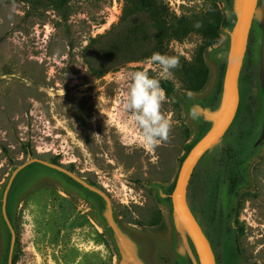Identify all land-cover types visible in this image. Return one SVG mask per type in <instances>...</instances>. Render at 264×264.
Wrapping results in <instances>:
<instances>
[{"label":"rangeland","instance_id":"1","mask_svg":"<svg viewBox=\"0 0 264 264\" xmlns=\"http://www.w3.org/2000/svg\"><path fill=\"white\" fill-rule=\"evenodd\" d=\"M157 1L176 16L195 14L202 21L215 0ZM132 9L130 0H0V264H6L8 242L3 190L13 169L32 157L54 160L106 192L116 220L140 243L148 264H193L175 251L167 192L187 147L202 135L201 127L210 125L192 106L210 94L218 49L228 37L223 31L220 42L204 52L208 76L198 92L185 90L183 79L201 43L200 33L170 40L157 51L180 53L181 62L175 78L167 80L175 98L161 105L172 121L168 139L147 151L128 125L122 97L128 71L142 68L155 74V66L147 63L152 54L125 63L108 58L105 65L87 50L92 39L107 34ZM259 37L255 25L246 50L249 64L239 77L236 115L187 185V202L222 264L231 263L232 251L238 264H264ZM230 148L237 156L231 173L240 179L233 189L226 173ZM9 211L15 232L12 264H118L98 202L61 174L40 171L36 164L24 170Z\"/></svg>","mask_w":264,"mask_h":264},{"label":"water","instance_id":"2","mask_svg":"<svg viewBox=\"0 0 264 264\" xmlns=\"http://www.w3.org/2000/svg\"><path fill=\"white\" fill-rule=\"evenodd\" d=\"M233 11L232 26L224 28V33L229 40L228 51L226 54L219 53L218 56V59L226 62L220 104L216 110H211L209 106L202 105L198 101L192 106L195 114L210 121V125L183 159L171 192L175 251L183 258H190L193 264H222L216 261L212 247L187 202V185L197 164L225 134L236 115L240 97L239 77L248 62L246 50L250 32L255 25L260 35L257 44L258 77L260 92L264 100V0H235ZM32 162H38L36 165L40 171L65 176L73 185L98 202L100 214L111 232L118 251V264H148L141 254L140 243L116 220L110 197L106 192L59 164L34 157L13 169L3 190L1 213L5 226L10 232L7 264H12L15 243V232L6 211L7 196L15 176ZM188 238L193 245L197 259L190 248Z\"/></svg>","mask_w":264,"mask_h":264},{"label":"trees","instance_id":"3","mask_svg":"<svg viewBox=\"0 0 264 264\" xmlns=\"http://www.w3.org/2000/svg\"><path fill=\"white\" fill-rule=\"evenodd\" d=\"M130 1L132 2L133 9L125 12L120 22L113 26L107 34L90 41L87 50L91 52V56L97 59L99 64L103 63L105 65L108 63L104 59L108 58H113L119 63L143 59L159 51L168 41L183 40L190 33L198 31L202 40L197 47L192 67L185 72L183 88L192 92L200 91L204 87L208 76V69L204 62L203 54L208 48L220 42L221 33L224 31V28L232 26L234 22L233 5L235 0H215L203 16L202 21H200L195 14L176 16L170 13L165 6L161 5L160 1L157 0ZM218 3H223L230 14L226 15ZM197 20H199L200 27L195 26L198 24ZM228 46L229 40L227 38V41L219 47L218 52L220 54H226ZM247 64H249V60ZM250 65H252V62H250ZM225 66V60L219 58L214 86L207 97L198 101L202 105L209 106L212 110H216L221 101ZM162 88L170 100L175 98L174 85L172 82L167 80L162 81ZM203 131L204 127H201L199 129V135L202 134ZM195 142L194 140L189 144L185 156ZM227 152L228 155L231 156L230 161L228 160L231 166H229L228 163L226 164V173L229 175L230 187L233 189L237 187L240 182L237 174L231 173V171L237 169L236 165L233 164L237 156L231 148ZM24 170L25 168L18 172L16 176L17 179L20 178L21 172ZM192 175L193 173L191 177ZM15 179L9 190L8 199H10L11 192L17 183ZM190 179L188 185L191 181ZM174 185L167 192L169 199L171 198ZM9 208L10 206L7 203L6 211L12 224ZM7 231L8 242L5 261L8 258L10 242V232L8 229ZM188 241L190 242L189 238ZM231 255V264H238V260L235 259L233 251Z\"/></svg>","mask_w":264,"mask_h":264},{"label":"clouds","instance_id":"4","mask_svg":"<svg viewBox=\"0 0 264 264\" xmlns=\"http://www.w3.org/2000/svg\"><path fill=\"white\" fill-rule=\"evenodd\" d=\"M195 26L200 27L199 24ZM190 47L194 49L196 45ZM180 62V53L154 52L147 63L155 66V74L142 68L125 74L122 110L129 118L128 125L137 133L136 142L147 151L168 139L172 121L161 112L162 103L168 99L161 81L173 80Z\"/></svg>","mask_w":264,"mask_h":264},{"label":"flooded vegetation","instance_id":"5","mask_svg":"<svg viewBox=\"0 0 264 264\" xmlns=\"http://www.w3.org/2000/svg\"><path fill=\"white\" fill-rule=\"evenodd\" d=\"M101 76H102V75H101ZM34 158H36V157H34ZM38 159H39V158H38ZM23 162H25V161H23ZM23 162H22V163H23ZM53 162L56 163V161H54V160H53ZM22 163H21V164H22ZM34 164H38V162H32V163H30L29 165H27V166L25 167V170L28 169L29 167L33 166ZM22 174H23V171L21 172V175H22ZM21 175H20V177H21ZM16 176H17V175H16ZM16 176H15V177H16ZM14 179H15V178H14ZM14 179H13V182H14ZM19 179H20V178H19ZM19 179H17V177H16L15 181L18 182L17 180H19ZM13 182H12V183H13ZM16 184H17V183H16ZM16 184H15V185H16ZM11 185H12V184H11ZM10 188H11V187H10ZM14 188H15V186H14ZM14 188H13V190H14ZM9 190H10V189H9ZM13 190H12V192H11L10 199H8V196H7V201H6V204L8 203L10 207H11V198H12ZM8 193H9V192H8ZM7 261H8V260H6V264H7ZM230 264H231V263H230Z\"/></svg>","mask_w":264,"mask_h":264}]
</instances>
